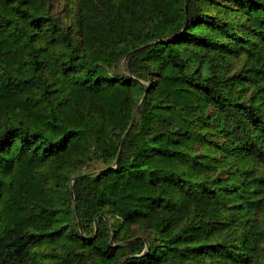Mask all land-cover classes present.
I'll return each mask as SVG.
<instances>
[{
  "label": "trees",
  "instance_id": "trees-1",
  "mask_svg": "<svg viewBox=\"0 0 264 264\" xmlns=\"http://www.w3.org/2000/svg\"><path fill=\"white\" fill-rule=\"evenodd\" d=\"M0 264H264V0H0Z\"/></svg>",
  "mask_w": 264,
  "mask_h": 264
},
{
  "label": "water",
  "instance_id": "water-1",
  "mask_svg": "<svg viewBox=\"0 0 264 264\" xmlns=\"http://www.w3.org/2000/svg\"><path fill=\"white\" fill-rule=\"evenodd\" d=\"M144 96H145V95H144ZM144 96H143V98L141 99L140 102H142V100L144 99ZM135 115H136V112H135V114H134V116H133V118H132V120H131V123H130V125H129V127H128V129H127V131L125 132V134H124L123 137H125V136L127 135L128 131H129V129H130V127L132 126L133 121H134V118H135ZM74 180H76V177L73 179V181H74ZM73 181H72V182H73ZM71 190H72V187H71Z\"/></svg>",
  "mask_w": 264,
  "mask_h": 264
}]
</instances>
